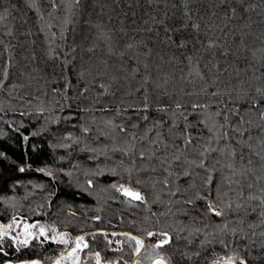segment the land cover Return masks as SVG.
Segmentation results:
<instances>
[{"label": "trees", "instance_id": "obj_1", "mask_svg": "<svg viewBox=\"0 0 264 264\" xmlns=\"http://www.w3.org/2000/svg\"><path fill=\"white\" fill-rule=\"evenodd\" d=\"M56 5L54 8L51 0H0V76L5 70L8 73L5 87L0 89V221L17 217L43 226L48 233L56 221L55 230L82 232L88 248L79 252L80 264H96L97 252L101 260L111 257L125 264L133 256L134 242L123 233L144 239L147 250H142L138 259L140 264H150L149 257L154 255L150 246L159 239L149 238L150 231L173 235L172 245L157 250L169 258V264H212L226 251L239 253L249 264H264V237L259 235L264 225L248 227L249 223H259L262 209L257 207L258 201L250 202L247 211L241 210L242 225L235 222V214L228 215L230 227L244 232L241 239L222 234L226 242L232 241L229 249L215 241L200 245L220 218L205 216L203 201L184 203L195 200L197 193L207 197L208 192L201 186L203 170L183 163L199 162V153L206 147L217 149L206 155L221 195L228 193L225 200L236 201L241 185L255 184V176L264 175L255 155L264 147L260 143L264 140V121L258 112L241 113L252 121L250 125H239L230 115L229 123L247 129L243 137L231 131L223 114L215 115L225 107L251 102L255 88L264 87V0H244L243 6L231 0L228 7L236 8V13L228 16L219 0H83L80 6L70 0H56ZM242 7L248 11H242ZM193 23L200 25L198 32L191 28ZM182 24L188 28L177 33L175 29ZM165 28L171 31L166 33ZM61 31L64 39L60 38ZM169 35L187 39L188 46L177 48L168 41ZM209 40L217 46L208 48ZM128 44L133 47L129 49ZM186 57H191V62ZM144 64L149 65L154 77L159 73L169 78L171 92V98H150L153 109L163 104L169 110H152L147 121L142 118L144 113L132 110L142 103L138 98L142 93L135 89L146 75ZM81 72L83 77L78 75ZM100 84L107 88L106 94ZM201 88L206 92L201 93ZM213 91L220 95H210ZM183 92L196 94L185 96ZM176 102L186 107L193 102L210 105L200 115L189 116L188 132L194 139L188 148L181 135L184 122L173 115ZM157 121L162 123L157 125ZM173 122L178 126L172 127ZM221 124L225 128L221 129ZM120 126L126 132H121ZM84 128L89 131L85 133ZM209 128L229 135L213 139ZM153 139L156 144L150 143ZM132 143L134 148L129 146ZM114 148L125 149L128 154ZM233 149L235 158L228 154ZM139 152H155V156L142 160ZM174 154L181 155V161L172 163L174 175L167 177L165 185L167 174L159 158L167 156L171 161ZM248 159L253 160L252 166L247 164ZM228 164L238 172L246 167H252L253 172L232 177L241 184L230 187L224 180L231 174ZM21 167L25 171H19ZM185 170L189 177L183 176ZM175 174H179L178 179ZM113 183L142 192L146 203L129 202L111 187ZM177 188L179 192L172 196ZM251 191L259 194L257 187ZM248 194L245 187L244 199ZM99 228L104 231H94ZM181 228L184 231H179ZM196 228L203 231L189 237L193 242L188 244L182 237ZM252 231L257 233L255 237H251ZM69 245L51 238L43 243L32 240L17 251V246L4 240L0 242L4 250L0 264L33 258L50 264ZM194 252L199 255H192ZM69 263V259L61 261Z\"/></svg>", "mask_w": 264, "mask_h": 264}, {"label": "snow or ice", "instance_id": "obj_2", "mask_svg": "<svg viewBox=\"0 0 264 264\" xmlns=\"http://www.w3.org/2000/svg\"><path fill=\"white\" fill-rule=\"evenodd\" d=\"M53 7H57L56 5V0H51ZM64 0H61V3H63ZM221 6H223L224 8V14L225 16H228L229 13H231L232 15H235L236 13V8H232V7H228V5L230 4L231 0H219ZM238 3H240L242 6L244 4V0H237ZM71 4H74L75 6H80L83 3V0H70ZM242 11H248V8H243L242 7ZM213 15H216V13H212ZM51 15V13H50ZM186 16H188V18L190 19L189 14L186 12L185 13ZM0 19H3V17H0ZM42 19V17H41ZM65 24L69 23V21L66 19L64 21ZM162 23V22H161ZM188 25L187 24H182L181 28H177L175 29V31L177 33L182 32V30L187 29ZM191 28L195 31H199L200 29V25L193 23L191 25ZM149 31H151V29H148ZM164 31L166 33L170 32L171 30L168 28H165ZM10 34V33H9ZM53 37H55L56 33L52 34ZM60 38L64 39L65 38V34L64 31L60 32ZM107 39H110V37H107ZM168 41H170L174 46H176L179 49H184L188 46V40L181 38V39H177L171 35H169L167 37ZM217 45L215 44V42L209 40L207 47L208 48H213L216 47ZM127 47L129 49H131L133 47L132 44H128ZM74 51V49H73ZM89 51H93V49H89ZM51 55V52H50ZM161 59H163L161 57ZM186 59L189 60V62H191V57H186ZM145 71H146V75H144L142 77V83H140L138 85V87L135 89L136 92H141L142 94L138 97L142 103L139 106H134L133 107V111L138 112V113H144L143 115V119L145 121H147L149 119V115L148 113L152 110L158 111V112H166L169 110L168 106L166 105H159L157 106L155 109L152 108L151 104L149 103L150 98L152 96H156L157 99L159 100H163L164 98H171V92L169 90V88L167 87V85L169 84V78L166 76H162L159 73L154 77L152 75V72L149 70V65L148 64H144L143 65ZM136 71L138 72L139 69H136ZM226 71V70H225ZM80 77H83V72L78 74ZM197 76H199L201 79H204V77L202 76L201 73L197 72L196 73ZM8 73L7 70H5L2 74V76H0V89L5 87V80L7 79ZM191 82V81H189ZM99 87L101 89L104 90L105 94L107 93V88H105L104 84H100ZM149 89H151V91H149ZM87 91V89L85 88L82 92L81 95H84V93ZM183 91V90H182ZM201 93H205L206 92V88H201ZM132 93L130 92L129 95H131ZM183 94L185 96H192L195 95L196 93L193 92H183ZM255 94L256 96L253 97L251 99V102H245L243 104L242 107H236L235 105H233V107L228 108L225 107V109L218 110L215 112V115L217 117L221 116L223 114V119L224 121L227 123V126L229 128H231L232 132H237L239 133L240 137L244 136V132L247 131V129L242 130L239 127H236L235 125L229 123V117L231 115L232 118L235 119L236 123L239 125H245V124H251L252 121L251 120H246L245 116L243 114H241L242 112H252L253 110L257 111L259 114V119L261 121H264V87H256L255 88ZM210 95L212 96H219L220 93L218 91H213ZM226 95L228 96H232V93L227 92ZM243 95H247V93H244ZM243 95L240 96V99H243ZM229 103H232L231 100H229ZM188 107H190L191 111H188ZM210 107V105L208 104H202V103H196L193 102L190 104V106H185L179 102L175 103L174 109H172L173 111V115L177 116L178 119H182L184 122V130L181 133L182 137H183V143L184 146L186 148L191 147L193 144V136L190 132H188V128L191 124V121H189V116L190 115H200L202 111L207 110ZM21 115H23V113H21ZM162 123L161 121H157L156 124H160ZM200 123H205L203 120L200 121ZM136 126V125H134ZM178 125L173 122L172 127H177ZM219 127L221 129L225 128V124H221L219 125ZM210 132L213 133V139H215L217 136H219L220 138H227L229 133L227 131H224L222 133H216L214 132L213 128H209L208 129ZM83 131L85 133H87L89 130L87 128H84ZM120 131L121 132H126V129L123 126H120ZM150 131V130H149ZM261 131L264 132V125L261 126ZM157 137H160V133H157ZM70 138V137H68ZM23 139L25 141L28 140L27 136H24ZM136 137L133 135V140H135ZM252 137L249 135L248 136V140H251ZM162 140V137H161ZM151 144H156L157 140L153 139L152 141H150ZM211 143V141L209 142ZM239 143V141H238ZM245 144H247V141L244 142ZM262 145H264V140H261L260 142ZM130 148H134L135 144L132 143L129 145ZM65 147H68V145H65ZM165 148H167V145H164ZM250 147V146H249ZM217 149L212 148V147H206L204 148L203 151H201L199 153V162H197L196 160H185L183 161V163L188 164L190 167H194L197 169H202L203 172L205 173L204 178H203V183H202V187L205 188L208 192V196H204L200 193L196 194L195 200H186L184 201V203L186 204H195L196 201H203L204 203V215L205 216H211V217H217L220 218V223H217L215 225V229L213 231H209L204 235V239L200 240L199 243L201 246H205L208 244H212L214 241L216 243H219L224 249H229L230 246L232 245V241H225V239L222 238V234H226V233H230L231 236L236 237L237 239H241L244 237V232L243 229H237L236 227H230V223L231 221H229L227 219L229 214H235L237 216L236 219V223L237 224H243L244 220L239 216V213L241 212V210H245L247 211V205L250 204V202L252 201H258V205L257 207H260L262 210L259 212V223L258 224H253V223H249L248 227L249 228H256V227H260L261 225H264V175H256L255 176V184L254 183H248L246 185H241V188L239 190L238 196L236 198V201H232V200H225L224 197H226L228 195L227 192H224L223 195H221L220 192V183L214 178V171L210 169V161L208 159V156L206 155L209 154L211 152H215ZM93 151H95L93 149ZM113 151H121L123 154L127 155L128 151L125 149H120V148H114ZM177 151L179 152V147L177 146ZM221 153L224 152V149H220ZM231 157L235 158L237 156V153L235 151V149H233L231 152L228 153ZM3 153H0V156H2ZM139 157L143 160V159H148L151 160L153 158V156H155V152L147 154L145 152H139ZM255 155H257L259 157V167L261 170H264V147L261 148L260 152L255 153ZM240 160L243 161L244 159V155L243 153L240 154L239 156ZM160 159V163L161 166L163 168V171L167 174L165 180H164V184L167 185L168 184V179L167 177H172L174 175V172L171 170L172 168V163L174 162H180L181 161V155H177L174 154L172 157V160L169 161L167 156L163 157V158H159ZM217 163H219V161H217ZM253 160L252 159H248L247 164L249 166L253 165ZM164 165H167L166 167ZM227 168H229L231 170V174L229 176H225L224 180L228 182L229 186L231 187V185L233 184H241V181L239 179H233L232 177H235L237 175L240 176H247L249 173L253 172L252 167H246L245 169L240 170L239 172L233 168L232 164H228L226 165ZM19 171L23 172L25 171V169L23 167H21L19 169ZM41 171H44L43 169H41ZM115 170H113L114 172ZM129 171H131L129 169ZM152 171H156L155 168L152 169ZM46 175L51 176L52 173L51 172H47L45 173ZM99 174V173H97ZM70 175V173H69ZM177 176V179L179 178V174H175ZM183 176L184 177H189L190 173L185 170L183 172ZM137 183H141V181L137 180ZM88 186L92 187L93 186V182L91 180H89L88 182ZM194 186V185H193ZM111 187L113 189H115L118 193H120L121 195H123L129 202L131 201H137L139 203H146V197L144 196V194L138 190L133 189L130 186H126L124 184H120L117 185L115 183H113L111 185ZM247 188L249 190V194L247 195V198L244 199V188ZM257 187L258 189V193H253L251 190ZM179 192V188L176 189V191L171 192L172 196L177 195V193ZM158 199V198H157ZM243 201V202H240ZM177 203H179V201H177ZM252 211H255L256 208L253 207L251 209ZM22 219V218H21ZM96 219H99V217H96ZM205 227H208V225L206 224ZM16 229H20L19 232H16ZM51 231L55 232V229H52ZM179 231H184L183 228H181ZM202 229L201 228H196L193 231H189L187 236L182 237V239L186 240L188 244H191L193 241L191 239H189V237H194L198 234L202 233ZM16 234H13V233ZM113 235H116V233H113ZM122 235H124L128 241L134 242V247H133V255L135 257H137V259L134 261V264H140V261L138 259V257H140V255L142 254V250H147L146 244L144 239H142L141 237L135 236V235H131L129 233H123ZM257 235V233L255 231H252L251 233V237H255ZM259 235L261 237H264V231H261L259 233ZM147 236L149 238H155V237H159V239L156 240L155 243H153L150 247H151V251L154 254L153 256H150L149 259H151L152 264H169V258H166L163 255H160L159 252H157L158 249H162L165 246L168 245H172L173 241H174V237L173 235H171L169 232L167 231H150L147 232ZM220 236L221 238L217 239V237ZM22 237V238H21ZM67 234L66 233H60L58 237L53 236V237H49L48 236V230H46L43 226H39L36 223H27L24 222L22 227H21V222L20 219H18L17 217H12V219L10 220L9 223L7 224H0V242L4 241V240H8L12 243V245L17 246L16 250L19 251L20 247L19 246H23V247H27L30 245L32 240H40L41 243H43L44 240H48V239H53V240H58V242L60 243H64L67 244L69 241L66 238ZM211 237V239L209 238ZM41 238H43V240H41ZM250 238V237H249ZM254 242V241H253ZM109 243H112L111 241H109ZM88 248V244L84 243V237L83 236H78L75 238V247L71 248V250L67 253V256H65L63 253L61 254L60 259L55 261V264H61L62 260L65 259H69L71 258L72 260V264H80V258L78 253L82 252L84 249ZM3 247L0 246V253H3ZM6 255V253H4ZM95 255V260H96V264H101V257H100V253L97 252L94 254ZM186 255V254H184ZM192 255L198 256L199 252H194ZM188 259H191V256H188ZM8 264H11V262H8ZM22 264H41L40 261L38 260H32V261H24L22 262ZM115 264H120V261H116ZM126 264V262H125ZM212 264H249L248 260L245 259L244 257L240 256L239 253L236 252H225V255L219 256L217 257L215 260L212 261Z\"/></svg>", "mask_w": 264, "mask_h": 264}, {"label": "rangeland", "instance_id": "obj_3", "mask_svg": "<svg viewBox=\"0 0 264 264\" xmlns=\"http://www.w3.org/2000/svg\"><path fill=\"white\" fill-rule=\"evenodd\" d=\"M133 188V187H132ZM134 189V188H133ZM12 219V218H11ZM11 219H7V220H4V221H0V224H7V223H9L10 222V220ZM21 222V227H22V225H23V223L24 222H22V221H20ZM28 223V222H27ZM57 224V222L56 221H53V223H52V225H53V229L55 228V225ZM39 226H41V225H39ZM20 231V229H16V232H19ZM94 231H104V228H99V229H94ZM60 233H66L67 234V239H68V244H70L69 245V247H65L58 255H56L54 258H52L51 259V263L50 264H55V261L56 260H58V259H60V257H61V254L63 253L65 256H67V253L71 250V248H73V247H75V238L76 237H78V236H83L84 237V234L81 232H72V231H70V230H68V229H65V231L63 230V229H60V230H55V232H53V231H51L50 233H48V236L49 237H51L50 235H52V237L53 236H56V237H58L59 236V234ZM13 234H16L15 232L13 233ZM22 238V237H21ZM87 242V240L84 238V243H86ZM95 253V252H94ZM103 254V253H102ZM78 255H80L79 253H78ZM104 255V254H103ZM117 256V255H116ZM106 258H108V259H106ZM105 259L106 260H101V264H115V260H113L111 257H106ZM32 260H38V261H40L41 262V260L40 259H37V258H33V259H30V260H26V261H32ZM69 261H71V263H72V260H71V258H69ZM115 261V262H114ZM134 261H135V256L133 255L130 259H129V261H125V262H127L126 264H134ZM151 261V260H150ZM8 262L9 261H4V262H2L1 264H8ZM22 262H24V261H22ZM22 262H16V261H13V262H11V264H22ZM41 264H43L42 262H41ZM70 264V263H69ZM150 264H152V261L150 262Z\"/></svg>", "mask_w": 264, "mask_h": 264}]
</instances>
